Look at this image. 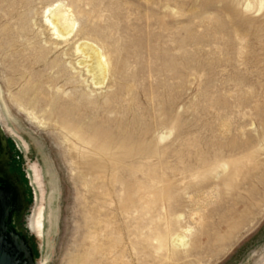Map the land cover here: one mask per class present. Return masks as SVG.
<instances>
[{"label": "rangeland", "instance_id": "rangeland-1", "mask_svg": "<svg viewBox=\"0 0 264 264\" xmlns=\"http://www.w3.org/2000/svg\"><path fill=\"white\" fill-rule=\"evenodd\" d=\"M50 7L71 14L57 45ZM81 40L111 61L92 95ZM0 90L36 262L264 264V0H0ZM64 124L117 156L93 169ZM167 233L188 245L159 251Z\"/></svg>", "mask_w": 264, "mask_h": 264}, {"label": "bare ground", "instance_id": "bare-ground-1", "mask_svg": "<svg viewBox=\"0 0 264 264\" xmlns=\"http://www.w3.org/2000/svg\"><path fill=\"white\" fill-rule=\"evenodd\" d=\"M52 11H53V7L47 8V11L44 15L43 23L49 29L51 33V36H52L51 40L54 41L57 45L60 42L67 41L69 37H71L74 31L73 29L65 31L61 23V22L66 23L67 21H69L68 18L71 16L69 10H60V12H57L55 15H52ZM71 54L76 57L75 64L77 66H75L73 63L70 65L69 68L72 70V73L76 75H80L81 72H85L83 74H86L87 78L84 76L85 79H83L82 77L83 83L81 85L89 93V95L90 94L92 95L93 92H95V89H98L100 85L104 84L105 79L108 77V75L110 74L112 70L109 55L105 51H102L98 46L86 40L77 41L74 47L71 49ZM87 100H89V98H87ZM63 128L66 130V132L70 136H72L76 140L77 143L76 144L73 143L74 148H77L82 151V155H83L82 157L87 158V161L90 163V164L87 163V165H90V167H92L93 169L95 167V164L92 160V157H97L103 160L104 159L112 160L113 157L117 156L115 154L116 152H114L112 148L110 147L109 141L105 139L103 141L101 140L98 141L94 136L86 137L85 135L82 134V132H80L79 127H73V126H70V124H64ZM0 141H1V144L3 145L2 146L3 148L2 156L0 158V175L7 177L10 182L14 183L17 186L18 192L22 195L20 196L22 199L20 200L21 208H19L18 212L14 215L15 222L19 224L22 219L23 213H24L25 204H28V203L25 201V192H24L22 185L19 182L20 178H15L9 172V165L7 163V157L9 154H11V152L9 149L8 138H7L5 130L3 129L1 121H0ZM23 145L26 146L24 142H23ZM121 145L119 147H121ZM223 168H225V165H223ZM38 204H39V200L36 203V207L34 209L33 216L30 219L29 226L32 229V231L37 235V237L41 238L43 236V230H44L45 208H43L42 206H38ZM16 230L18 232L21 230L25 232V229L23 226H19ZM186 234L188 233L186 232ZM25 236H26V232H25ZM168 240H170L169 242L171 246L175 248H178L180 246L186 247L188 245V239L184 234L170 235L167 233L164 236L159 235L157 239H155V241H157V246H158L157 248L159 249V251L167 247L166 243ZM29 243L32 247V251H33V255L35 259L33 246L30 241ZM35 264H45V263L36 262V259H35Z\"/></svg>", "mask_w": 264, "mask_h": 264}, {"label": "water", "instance_id": "water-1", "mask_svg": "<svg viewBox=\"0 0 264 264\" xmlns=\"http://www.w3.org/2000/svg\"><path fill=\"white\" fill-rule=\"evenodd\" d=\"M0 178V264H35L32 247L24 231L9 227L20 206V195ZM15 211V213H14Z\"/></svg>", "mask_w": 264, "mask_h": 264}, {"label": "flooded vegetation", "instance_id": "flooded-vegetation-1", "mask_svg": "<svg viewBox=\"0 0 264 264\" xmlns=\"http://www.w3.org/2000/svg\"><path fill=\"white\" fill-rule=\"evenodd\" d=\"M8 144H9V149H10V152H11V154H9L8 155V157H7V163H8V165H9V172H10V174L12 175V176H14L15 178H20V184L22 185V187H23V189H24V192H25V196H27L28 195V193L26 192L27 191V189L25 188V186H24V184L22 183V178H21V175H19L17 172H13L12 171V169H14V167H12V162H13V160H12V150H11V145H10V143H9V141H8ZM2 144H1V141H0V158H1V156H2V150H3V148H2ZM28 147V145H26L25 146V148H27ZM30 169H31V174H32V179L34 180V182H35V185H36V189H37V192H38V196H39V204H38V206H42L43 208H45V206H44V194H45V187H44V183H43V181H42V178H41V173H40V170H39V168H38V166L36 165V164H31L30 165ZM0 178L3 180V183H1V184H3V185H12L13 187H15L16 188V190H17V186L14 184V183H12V182H10L9 180H8V178L7 177H4V176H1L0 175ZM17 180V179H16ZM15 183H17V182H15ZM18 191V190H17ZM19 195L20 196H22L20 193H19ZM20 200H22L21 199V197H20ZM25 201L28 203V204H25V209H24V213H23V216H24V214H25V211H26V209H27V207H28V205H29V201L26 199V197H25ZM19 208H21V204H20V206L18 207V209ZM18 209H17V212H18ZM16 212V213H17ZM14 213H15V211H14ZM15 213V214H16ZM23 216H22V219H21V221H20V223L19 224H17L16 222H15V218H14V215H13V219L10 221V223H9V227L11 228V229H17L19 226H23L24 224H23Z\"/></svg>", "mask_w": 264, "mask_h": 264}]
</instances>
